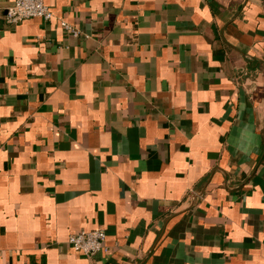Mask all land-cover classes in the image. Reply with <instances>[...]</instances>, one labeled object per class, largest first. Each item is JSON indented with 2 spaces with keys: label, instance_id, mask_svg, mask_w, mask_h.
Returning a JSON list of instances; mask_svg holds the SVG:
<instances>
[{
  "label": "crops",
  "instance_id": "0c3cea01",
  "mask_svg": "<svg viewBox=\"0 0 264 264\" xmlns=\"http://www.w3.org/2000/svg\"><path fill=\"white\" fill-rule=\"evenodd\" d=\"M44 2L0 13V264H264V0Z\"/></svg>",
  "mask_w": 264,
  "mask_h": 264
},
{
  "label": "built area",
  "instance_id": "2783aa9c",
  "mask_svg": "<svg viewBox=\"0 0 264 264\" xmlns=\"http://www.w3.org/2000/svg\"><path fill=\"white\" fill-rule=\"evenodd\" d=\"M4 20L10 24H17L25 19L39 17L45 21L52 18L53 13L45 4L44 0H12V2L2 7ZM61 26L73 35H77V30L65 21H61ZM106 233L100 229L78 230L70 233L67 238L68 245L77 252L88 256H93L98 252H105Z\"/></svg>",
  "mask_w": 264,
  "mask_h": 264
}]
</instances>
